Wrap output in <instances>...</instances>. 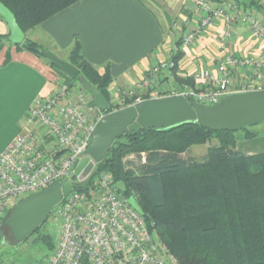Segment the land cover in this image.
<instances>
[{"label":"built area","instance_id":"obj_1","mask_svg":"<svg viewBox=\"0 0 264 264\" xmlns=\"http://www.w3.org/2000/svg\"><path fill=\"white\" fill-rule=\"evenodd\" d=\"M189 4L192 19L186 20L181 50L190 49L200 34L216 24L223 27L224 40L231 39L236 28L245 27L253 39L264 41L260 12L234 2L189 0ZM260 5L264 10V2ZM220 44L224 49L223 41ZM176 52L177 48L173 56ZM178 66L173 59L159 62L132 86L112 89V112L171 97L212 106L232 95L264 90V49L260 56L227 54L214 70L199 67L183 77H190L193 84H175V77L181 78L173 75ZM234 72L243 76L238 86ZM164 77L172 82L164 83ZM95 109L84 94L75 97L61 78L50 96L34 102L19 134L0 155V223L23 199L55 181L70 179L101 117L99 113L95 118ZM46 224L54 248L43 264H179L108 173L97 175L87 192L72 190L53 208Z\"/></svg>","mask_w":264,"mask_h":264},{"label":"trees","instance_id":"obj_2","mask_svg":"<svg viewBox=\"0 0 264 264\" xmlns=\"http://www.w3.org/2000/svg\"><path fill=\"white\" fill-rule=\"evenodd\" d=\"M79 1L0 0L24 35ZM234 3L257 13L262 10L255 0ZM6 44L12 47L8 35L0 36V49ZM176 46L172 59L178 64L184 53L181 41ZM13 47L54 68L42 54L47 50L26 36ZM66 61L79 69L108 101L104 114L111 113L109 68L101 73L88 63L77 39ZM184 83L193 81L190 77H175V84ZM252 126L211 131L194 121L166 129L128 131L96 165L95 176L108 173L115 184L124 183L123 196L136 198L149 229L167 245L179 264H264V153L247 155L236 151L238 133L242 132L243 140L258 137L249 129ZM206 144L208 149L201 161L190 155L192 146ZM129 155L134 158L128 159ZM94 179L85 186H74L73 192H87ZM44 225L45 222L27 238L35 236V242L45 250L38 264L45 263L54 248L53 236L42 230Z\"/></svg>","mask_w":264,"mask_h":264},{"label":"crops","instance_id":"obj_3","mask_svg":"<svg viewBox=\"0 0 264 264\" xmlns=\"http://www.w3.org/2000/svg\"><path fill=\"white\" fill-rule=\"evenodd\" d=\"M189 7V0H81L31 30L29 38L65 61L77 39L88 63L101 73L109 68L110 90L128 88L153 65L172 59L177 41L187 31L186 20L192 19ZM5 35L9 30L0 18V36ZM231 37L224 40L220 24L209 27L190 49L182 50L173 75L183 78L199 67L214 70L227 54L262 55L264 41L253 39L247 28H236ZM61 74L13 45L0 49V155L19 134L34 102L53 93ZM232 78L234 84L243 80L235 72ZM163 80L172 82L169 77ZM236 151L264 153V137L237 142Z\"/></svg>","mask_w":264,"mask_h":264},{"label":"water","instance_id":"obj_4","mask_svg":"<svg viewBox=\"0 0 264 264\" xmlns=\"http://www.w3.org/2000/svg\"><path fill=\"white\" fill-rule=\"evenodd\" d=\"M213 1L221 3L225 0ZM260 14L264 18V10H261ZM0 17L9 30L8 42L13 46L20 45L25 40V35L19 28L14 15L1 2ZM42 54L59 72L72 80H78L90 94L98 111L102 114L107 111L108 101L87 82L79 69L58 58L52 52L43 51ZM194 121L211 131H237L263 122L264 90L232 95L212 106L199 105L183 97H171L145 101L137 107H128L102 115L96 122L87 153L76 163L70 179L64 182L55 181L45 190L28 196L6 215L2 225L9 230L13 245L25 241L34 233L74 186L82 187L90 183L97 173L96 165L106 157L112 144L125 133L138 129H166ZM116 186L121 193H126L123 182H118ZM127 201L131 207L143 215L135 197L131 196Z\"/></svg>","mask_w":264,"mask_h":264},{"label":"rangeland","instance_id":"obj_5","mask_svg":"<svg viewBox=\"0 0 264 264\" xmlns=\"http://www.w3.org/2000/svg\"><path fill=\"white\" fill-rule=\"evenodd\" d=\"M227 2H234V0H225L222 3H227ZM255 2L260 5V3L264 2V0H255ZM255 14H257L256 11ZM30 31H28L25 35L29 40H31L29 38ZM61 82L66 84L70 88V92L75 97L78 96L79 94H84L87 101H92L90 94L79 84L77 79L76 81L73 82L71 78L67 77L64 74H61ZM238 84L240 83H237L235 85L238 86ZM111 93L112 90H110L109 87L110 102H111ZM99 113L101 116L104 115L96 108L94 111L95 118L96 116H99ZM249 129L256 131L259 134L256 139L264 137V121L253 125ZM237 135L240 138L238 140L239 143L244 141H251V140H243V138H241L242 132L238 133ZM207 149H208V144L202 146H198V145L192 146L190 149V155H192V157H194L197 161H201L202 156L206 154ZM132 158H134V155L128 156V159H132ZM94 177L96 178L97 176ZM42 230L50 234L47 228L46 221ZM0 232L2 237V240L0 239V261H3V263L1 264H38L39 261L43 258V254L45 253V250L43 249V246L41 244L35 242L36 240L35 236H33L29 240L26 239L25 241L19 244L13 245V238L9 230L4 225H0Z\"/></svg>","mask_w":264,"mask_h":264}]
</instances>
